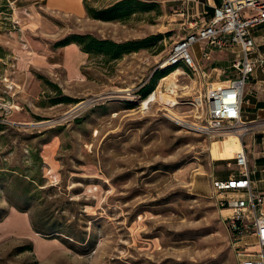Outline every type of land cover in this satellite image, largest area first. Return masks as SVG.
Listing matches in <instances>:
<instances>
[{
	"label": "rangeland",
	"instance_id": "1",
	"mask_svg": "<svg viewBox=\"0 0 264 264\" xmlns=\"http://www.w3.org/2000/svg\"><path fill=\"white\" fill-rule=\"evenodd\" d=\"M55 1L0 0V264H241L259 251L237 241L212 190L239 171L242 134L228 152L235 132L205 131L208 87L237 76L233 54L207 60L197 44L201 74L169 63L189 34L180 0H137L146 6L125 22ZM86 34L149 42L117 62L89 56L76 73L57 44Z\"/></svg>",
	"mask_w": 264,
	"mask_h": 264
},
{
	"label": "built area",
	"instance_id": "2",
	"mask_svg": "<svg viewBox=\"0 0 264 264\" xmlns=\"http://www.w3.org/2000/svg\"><path fill=\"white\" fill-rule=\"evenodd\" d=\"M185 5L177 15L189 34L177 43L169 58L172 66L185 65L192 73L201 74L202 66L195 46L202 45L205 59H211L214 51H228L235 58L232 67L237 76L225 84H210L207 133L228 135L241 132V138L250 126L244 118L246 90L249 81L260 67L264 68V0H222L214 14H190L189 4L199 0H184ZM211 49L214 50L211 53ZM206 76V75H205ZM204 101L202 102V104ZM239 169L226 180L214 179L212 190L218 208L227 215L229 228L237 241L248 251L246 239H256L259 251L243 253L241 264H264V191L258 190L252 178L248 153L243 149L236 153Z\"/></svg>",
	"mask_w": 264,
	"mask_h": 264
},
{
	"label": "crops",
	"instance_id": "3",
	"mask_svg": "<svg viewBox=\"0 0 264 264\" xmlns=\"http://www.w3.org/2000/svg\"><path fill=\"white\" fill-rule=\"evenodd\" d=\"M55 1L60 8L73 9L77 14L82 15L86 13L85 5L84 9L81 6L86 0H58ZM90 1V0H88ZM181 1V7L185 5L184 0ZM222 4V0H199L191 2L189 6L190 14H208V18L214 14V9ZM74 11V12H75ZM181 18V17H180ZM182 20V19H180ZM184 21V20H183ZM264 33V28L259 30L256 34L260 35ZM67 65L74 72H79V68L84 66L89 61V55L84 53L81 48L72 44L67 47ZM259 53L264 54V47L259 49ZM234 56V54H233ZM235 58V56L233 57ZM234 60V59H233ZM236 78V77H235ZM251 85L246 90V104L244 106V118L246 123L250 125L251 135H245L243 143L240 146H244L249 157V165L252 171V178L255 183V187L258 190L264 191V68L260 67L256 74L253 76ZM235 155V154H234ZM236 173V172H235ZM229 178V177H228ZM221 179V180H226ZM252 240L256 239L252 238ZM254 242V241H253Z\"/></svg>",
	"mask_w": 264,
	"mask_h": 264
},
{
	"label": "trees",
	"instance_id": "4",
	"mask_svg": "<svg viewBox=\"0 0 264 264\" xmlns=\"http://www.w3.org/2000/svg\"><path fill=\"white\" fill-rule=\"evenodd\" d=\"M84 5L88 16L93 19L103 21L118 20L124 22L128 21L134 14L139 12L134 9L135 5L146 6L137 0H118L117 3L107 8H95L91 6V2L88 0L84 2ZM148 42L149 39H144L141 41L115 42L113 40L98 38L92 34H86L69 37L68 39L59 42L57 47H68L72 44H76L84 53L90 56V59H98L104 61L105 63H112L120 61L128 54L139 52L141 49L146 48L147 46L145 44ZM170 73L171 69L157 73L152 81V86L142 92L143 96L147 98L158 85V82L168 76ZM35 157H37L40 161L43 160L39 158V156ZM21 175L23 174L21 173ZM9 202L11 205L15 206L12 201ZM5 217L6 216L0 218V220H3ZM35 230L38 233H41L40 229H38L36 226ZM70 234L71 233L68 232V236H71Z\"/></svg>",
	"mask_w": 264,
	"mask_h": 264
},
{
	"label": "bare ground",
	"instance_id": "5",
	"mask_svg": "<svg viewBox=\"0 0 264 264\" xmlns=\"http://www.w3.org/2000/svg\"><path fill=\"white\" fill-rule=\"evenodd\" d=\"M167 67V66H166ZM162 96L163 97H166L167 99H168V102L167 103H170V105L172 106V107H174V106H176L177 104H178V101H176V99H175V94H174V91H171L170 90V93H164V92H162ZM156 100V95H153L150 99H148L146 102H145V105H149L151 102H153V101H155ZM198 102H199V104L198 105H202V102H203V100L202 99H199L198 100ZM175 113V112H174ZM172 116H174V114L172 115ZM175 116H176V114H175ZM178 119H179V121L182 123V124H184V125H186L187 127H189V128H191V127H194V126H196V125H193V124H188V123H186L182 118H180V117H178V116H176ZM200 127V126H199ZM243 131V129H240V131L238 132H235V135L234 136H231L228 140H226L223 144H224V148H225V150L226 151H232L233 149H235V147L237 146V143H238V141H239V135H241V132ZM243 149V147L242 146H240L239 147V149H238V151L240 150H242Z\"/></svg>",
	"mask_w": 264,
	"mask_h": 264
}]
</instances>
